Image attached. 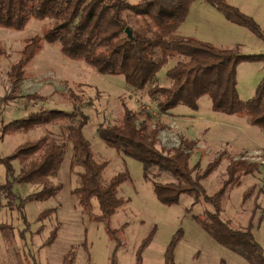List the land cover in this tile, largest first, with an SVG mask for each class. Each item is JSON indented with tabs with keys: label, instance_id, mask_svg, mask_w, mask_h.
I'll return each instance as SVG.
<instances>
[{
	"label": "rangeland",
	"instance_id": "obj_1",
	"mask_svg": "<svg viewBox=\"0 0 264 264\" xmlns=\"http://www.w3.org/2000/svg\"><path fill=\"white\" fill-rule=\"evenodd\" d=\"M141 0H129L136 4ZM242 12L253 17L264 30V0H227ZM126 16V13H125ZM53 20L32 18L21 30L0 26V132L1 128L28 112L41 108H56L73 114L88 115L84 134L92 145L97 163L106 162L102 182L127 172L129 178L118 188V196L125 200L109 221H98L82 212L73 190L81 184L82 167L70 169L72 144L69 143L55 184L61 190L47 200L27 199L40 185L22 183L15 179L21 167L14 161V175L8 178L6 167L0 164V186L11 180L13 196L0 189V264H138L137 252L142 242L152 234L141 253V264H165V251L174 237L177 264H250L242 255L219 243L197 220L212 205L188 194H182L178 203L167 205L156 196L153 182H178L168 173L152 170V180L144 175L142 162L117 151L99 136L101 123L120 122L125 106L145 120L150 128H160L159 147H178L181 141L191 143L190 165L205 170L208 164L221 157L218 167L203 179L207 194L213 195L223 186L231 160L246 159L258 168L240 176V183L229 186L222 199L221 219L234 228L252 232L264 251V129L252 125L247 116L227 114L212 108L209 95L202 96L199 108L194 110L178 105L174 114L159 112L157 98L148 89L135 90L126 83L124 75L102 74L91 65L66 57L60 43L43 41V47L24 69V79L13 88L10 70L20 58L29 38L51 28ZM178 33L217 46H239L245 54H264V41L249 28L230 22L222 12L205 0H196ZM180 56L169 59L157 73L154 84L169 86L167 70ZM264 77L262 62H242L238 66L237 90L242 100L255 95ZM32 95V96H31ZM9 96L8 100H2ZM70 122L43 125L29 131L7 133L0 143V153L8 156L16 147L35 141L48 134L64 138ZM250 193L245 197V192ZM93 213L99 214V202L92 200ZM50 210L44 217L42 213ZM260 217H263L260 219ZM5 224L6 229L1 226ZM117 230L108 232L107 227ZM56 239L46 244L54 229ZM181 232V234H180ZM5 235V236H4ZM76 246V258L65 262L66 253Z\"/></svg>",
	"mask_w": 264,
	"mask_h": 264
},
{
	"label": "trees",
	"instance_id": "obj_2",
	"mask_svg": "<svg viewBox=\"0 0 264 264\" xmlns=\"http://www.w3.org/2000/svg\"><path fill=\"white\" fill-rule=\"evenodd\" d=\"M195 1L141 0L132 4L129 0H0V26L21 30L32 18L54 21L43 36L35 35L27 40L20 60L10 70L13 88H17L24 79L25 66L43 47V41H58L66 57L82 60L102 74L124 75L127 85L135 90L148 89L157 98L158 109L162 114L170 113L178 105L197 110L199 99L209 95L214 110L247 116L252 125L264 129V77L255 95L248 100H242L237 90L239 64L262 62L264 65V54H245L239 46H217L179 34L177 30L187 19ZM205 1L222 12L227 20L249 28L264 41V30L253 17L227 0ZM127 28L131 31V37ZM174 56L183 59L166 72L171 84H154L157 73ZM8 99L9 96L2 98L5 101ZM66 119L70 123L63 139L46 134L35 141L25 142L8 156L0 153V164L5 165L9 178L14 175V161H19L21 167L15 179L41 186L27 199L47 200L62 188V184H55L53 178L58 175L67 146L71 143L70 169L73 170L75 166L83 169L81 184L73 190L82 212L92 219L109 221L125 203L118 196V188L129 176L127 172H122L107 184L102 182L107 163H97L94 159L91 142L83 131L89 120L87 114L80 112L79 119H74L71 112L56 108L30 111L25 117L13 119L1 128L0 143L7 133L29 131ZM98 133L109 146L142 162L147 180H152L153 169L171 174L178 180L153 182L155 194L162 203H178L182 194H188L195 203L202 200L212 205V211H206L204 217H196L200 224L219 243L242 255L250 264H264L263 247L252 232V225L249 224L247 229H238L220 217L222 199L228 187L239 184L241 173L254 172L258 164L246 159L231 160L223 186L215 194L209 195L202 181L218 167L221 157L211 161L205 170H198L194 174L198 165H190L191 143L183 140L178 147H159L160 128H150L145 120L139 121L137 113L126 106L120 122L101 123ZM0 189L7 196L15 195L11 180L0 186ZM249 195L246 191L245 197ZM93 199L99 202V214L93 213ZM48 212L51 211L42 213L41 217ZM1 228L5 230L6 225L3 224ZM107 229L112 235L117 232L109 226ZM57 232L58 228L52 231L46 244L56 239ZM179 236L174 237L168 245L165 264H177L174 251ZM151 237L152 234L139 247L138 264H141V253ZM64 258L65 262L72 263L76 258V246Z\"/></svg>",
	"mask_w": 264,
	"mask_h": 264
},
{
	"label": "water",
	"instance_id": "obj_3",
	"mask_svg": "<svg viewBox=\"0 0 264 264\" xmlns=\"http://www.w3.org/2000/svg\"><path fill=\"white\" fill-rule=\"evenodd\" d=\"M126 30H127L128 34H129V36L131 37V31L129 30V28H127Z\"/></svg>",
	"mask_w": 264,
	"mask_h": 264
},
{
	"label": "crops",
	"instance_id": "obj_4",
	"mask_svg": "<svg viewBox=\"0 0 264 264\" xmlns=\"http://www.w3.org/2000/svg\"><path fill=\"white\" fill-rule=\"evenodd\" d=\"M170 114H174L173 111H170Z\"/></svg>",
	"mask_w": 264,
	"mask_h": 264
}]
</instances>
